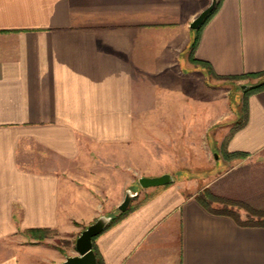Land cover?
<instances>
[{"label": "crops", "instance_id": "obj_1", "mask_svg": "<svg viewBox=\"0 0 264 264\" xmlns=\"http://www.w3.org/2000/svg\"><path fill=\"white\" fill-rule=\"evenodd\" d=\"M209 3L0 0V264L62 261L72 252L28 230H54L75 249L84 226L113 216L108 201L169 166L140 138H207L219 80L226 100L264 80L248 75L264 73V0H221L191 29ZM232 113L240 124L207 145L213 174L147 187L96 236L101 264H264V89ZM204 189L237 202L233 213L206 208Z\"/></svg>", "mask_w": 264, "mask_h": 264}, {"label": "rangeland", "instance_id": "obj_2", "mask_svg": "<svg viewBox=\"0 0 264 264\" xmlns=\"http://www.w3.org/2000/svg\"><path fill=\"white\" fill-rule=\"evenodd\" d=\"M211 1V0H210ZM251 80V79H249ZM221 80H219V109H218V119L214 120L212 122V125L210 126L208 130V136L207 138L205 136H186V137H178V136H161V137H146L143 138L145 141L149 140L154 142H151L149 148L147 145H144L142 148L145 152H147V149L150 151H153L155 155H161L162 160L166 161L167 157L169 158V161H166V164L169 165L166 169L162 170V173H171L174 177V181L176 183H181L182 181H188L191 178L199 177V183L201 184L200 179L202 180L201 176L203 175H210L213 174L215 171L214 168H212V164L214 163V155L212 150L209 149L208 146H213V139L212 137L221 136V134L227 129L228 125L231 126L232 130L236 125H239L242 120V115L235 117V115L232 113L240 110L241 112H244V89L241 88L239 85H235V88H233L230 93H228L227 100L225 99V95L222 93L223 89L221 88ZM235 94L237 96H235ZM230 107V108H229ZM232 111H231V110ZM143 124V126H142ZM146 122H140V129L146 128ZM193 128L199 130L201 129L200 126H194ZM202 130V129H201ZM226 138V137H225ZM146 144V143H145ZM143 145V144H140ZM208 145V146H207ZM147 148V149H146ZM141 149V148H140ZM141 151V150H140ZM221 156H224L223 150L220 149ZM219 152L216 153V156H219ZM150 155H145L144 158H142L144 161L151 162ZM225 157V156H224ZM154 160V159H153ZM157 164V162H155ZM155 171H161V169H154ZM153 170V171H154ZM147 171L146 169H139V173ZM161 173V174H162ZM160 175V174H159ZM140 176H143L140 174ZM138 176V178L140 177ZM210 177V176H209ZM208 178V177H206ZM204 181L205 178H203ZM203 181V182H204ZM171 182V183H173ZM170 183V184H171ZM184 182H182L183 184ZM189 184V183H188ZM192 184H195L194 181ZM125 189V188H124ZM127 189H130L132 192H137L138 194L135 195L130 201V206H136L138 203H140L142 200H144L147 197V193H144V190L146 188H143L139 185L138 179L136 178L134 182L127 186ZM126 189V190H127ZM126 190H124L126 192ZM123 192V194H125ZM120 197L122 199L123 197ZM112 196L115 199L118 198V193L115 191L113 193L110 192V199H112ZM117 202L118 200H110L107 202V205H113V207H107L106 211L111 213L114 217L118 216L119 210L117 208ZM115 205V206H114ZM85 227V226H84ZM83 229V228H82ZM28 237H34L39 236L41 239H52L53 242L56 244V246L60 250L64 251H70L72 254H75L76 251L71 246V241L68 240L66 237H56V231L54 230H48L46 232H42L41 234H32L28 233Z\"/></svg>", "mask_w": 264, "mask_h": 264}, {"label": "water", "instance_id": "obj_3", "mask_svg": "<svg viewBox=\"0 0 264 264\" xmlns=\"http://www.w3.org/2000/svg\"><path fill=\"white\" fill-rule=\"evenodd\" d=\"M216 3L217 0H211L209 5L190 21L189 27L191 29H198L209 12L215 7ZM246 87V84L241 86L242 89ZM173 181L174 177L171 173H162L155 176L143 175L138 178V183L143 188L166 185ZM136 194L137 192H132L130 189H127L122 201L117 206L118 210L120 212L125 211L131 199L135 197ZM111 218L112 216L109 215H100L94 221L87 224L74 241L76 253L66 255L62 261L56 264H96V256L92 249V238L104 230Z\"/></svg>", "mask_w": 264, "mask_h": 264}, {"label": "trees", "instance_id": "obj_4", "mask_svg": "<svg viewBox=\"0 0 264 264\" xmlns=\"http://www.w3.org/2000/svg\"><path fill=\"white\" fill-rule=\"evenodd\" d=\"M221 0H217V3L215 5V7L209 12V14L206 16V18L204 19V21L201 23V25L199 26V28L197 30H200V28L203 26V24L208 20V18L215 12V10L217 9L218 5L220 4ZM197 40L194 39L191 43H190V52L192 53V51L194 50L195 46H196ZM193 61L199 62V63H204V61L201 60H197L192 58ZM263 72H256V73H251L248 74L251 77H256V76H260L263 75ZM264 89V80L257 82L256 84L253 85H249L244 89V110L246 108V104H247V97L249 94L260 91ZM225 157H242L245 155V153H241V152H233V153H227V152H223ZM197 200L199 202H201L206 208H208L209 210H212L214 212H222V213H229L232 214L233 212L231 211V208L229 209L228 206L233 207L234 205H238L237 202L232 201V200H228L226 198L223 197H219L214 195L213 193H211L208 189H204L203 191H201L198 195H197ZM212 203H219L222 206L217 207V208H213L211 205ZM134 206H130L128 205L127 209L123 212H119L118 216L114 217L112 216L111 220L109 221V223L106 225V227L104 228V230L106 228H108L109 226H111L112 224H114L115 222H117L118 220H120L123 216H125L130 210H132ZM246 223H253L254 221L250 218L247 217ZM48 231L47 229H31L28 230L29 233L32 234H41L42 232H46ZM37 239H41V237L39 236H35ZM96 236H94L92 238V249L94 251V254L96 256V264H101L102 263V259L101 256L96 248V245L94 244V240H95Z\"/></svg>", "mask_w": 264, "mask_h": 264}]
</instances>
